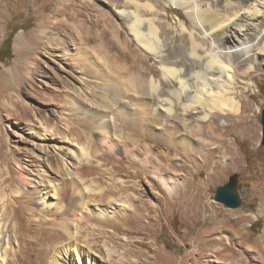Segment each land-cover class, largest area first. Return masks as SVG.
I'll return each mask as SVG.
<instances>
[{
    "label": "rangeland",
    "instance_id": "1",
    "mask_svg": "<svg viewBox=\"0 0 264 264\" xmlns=\"http://www.w3.org/2000/svg\"><path fill=\"white\" fill-rule=\"evenodd\" d=\"M123 1L0 0V199L5 197L10 216L6 220L0 219V223L4 226L5 242L10 243V263L48 264L45 258L47 249L69 240V236L57 229L51 220H72L70 213L63 216L56 213L66 208L67 213L73 212L75 205H81V198H85L88 208L76 206L78 214L89 217L78 229L79 244L86 245L88 249L84 248L89 251L88 241L100 253L96 257L98 261L108 256L106 250L111 247L119 254L132 248L134 256L130 255V264L138 260L140 264H264V75L253 72V88L243 89L245 100L253 105L244 125L237 128L235 119L216 112L212 117L217 126L222 121L225 125H232L228 128V144L232 152L229 156L234 158L233 161L228 159L231 163L225 162L222 155H217L209 164L204 163L199 155L195 163L186 161L185 155L176 156L175 151H170L163 141L157 139L160 131L164 132L159 122L152 126L148 123L146 128L150 130L145 128L146 132H141L142 114L146 112L139 107L138 100L126 96L129 98L126 101L129 112L116 111L114 116L108 111V121L115 123L116 117L124 121L126 130L118 134L140 146V158H144L151 146L154 156L172 152L170 160H163L176 167H172L175 170L170 176L183 187L171 195L163 194L149 179L134 181L130 175L137 169L145 171L139 167V160L124 152L122 140L114 139L116 154L108 152L110 150L103 144L104 137L100 133L103 130L93 114L94 107L105 105L108 87L112 83L124 82V77L129 76L128 68L133 65L123 50L112 48L110 42L106 45L101 38L104 29L93 24V20H98V10L109 14L113 23L123 31L131 56L136 58L140 54L131 35L109 10L110 5L119 11L118 4ZM173 9L167 14L169 20H165L168 28L176 25L177 12L186 16L184 10ZM167 16L162 15L165 19ZM7 40L11 42L12 58L2 61L7 55ZM155 58L151 56L146 67H158ZM184 117H176V121L179 120L181 125ZM117 123L121 126L120 121ZM68 127L74 128L75 132L69 133ZM180 130L181 133L188 131ZM47 132L52 133V138L43 137ZM74 133L76 137L78 134L86 137L85 144L94 157L102 151L113 156L111 162L101 157L103 166L98 167L96 161L78 162L86 179L96 180L102 187L125 180L131 185V194L126 195L138 199L139 193L145 191V199L158 208L157 212H152L151 218L144 216L145 223L142 222L141 228L138 223L126 221L120 225L127 231L114 232L115 228L103 222L106 218L94 215L101 209H108L111 217L117 214L108 202L100 199L101 196L69 193L62 199L57 195V186L66 179L63 159H71L65 139L70 140ZM190 135L198 139V136ZM176 143L179 145L182 141ZM189 143L198 150L197 141ZM185 163L186 168H181ZM116 165H122L124 172L111 174L109 170ZM213 170L217 171L215 177L211 175ZM235 174L240 175L238 188L242 205L231 209L213 198L218 188L226 185ZM132 187L139 189L135 192ZM21 194H25L23 199L15 202V197ZM46 201L54 204L48 208L44 205ZM133 203L138 205L136 201ZM1 210L4 211V207L0 202V213ZM119 216L123 218L121 214ZM144 227L147 232L143 234L140 231ZM100 230L109 233L101 234ZM113 232L117 234L115 239L110 236ZM222 238L223 243L219 241ZM228 246L230 248L224 250ZM118 253L114 261L119 263ZM91 257L95 258V255ZM0 264L5 263L0 259Z\"/></svg>",
    "mask_w": 264,
    "mask_h": 264
},
{
    "label": "bare ground",
    "instance_id": "2",
    "mask_svg": "<svg viewBox=\"0 0 264 264\" xmlns=\"http://www.w3.org/2000/svg\"><path fill=\"white\" fill-rule=\"evenodd\" d=\"M103 1L106 2V0ZM166 4L182 9L186 13L184 16L177 12L179 19L176 25L170 28H168L169 24L166 25L165 22L169 20L167 14L172 12L174 7H169ZM117 8L119 11L109 5V10L114 12L118 21L131 35L140 54L136 58L131 56L132 51L127 50L123 31L113 23L109 14L98 10V20H93V24L104 29L101 38L106 45L110 42L109 45L113 46L112 48L123 50L124 56L131 60L133 65L128 68L129 76L124 77V82L109 85L110 87L106 90L105 105L94 107L93 114L103 130L100 133L104 137L103 144L110 150L108 152L115 151L114 139L122 140L124 152L130 157L135 156L139 160V167L145 170L137 169L129 178L134 181L149 179L153 185L163 191V194L172 195L180 192V187H183L170 176L176 167L168 165L163 160H170L172 152L154 156V148L151 146L144 154L146 157L140 158L142 156L140 155V146L133 145L118 134L126 130L124 121L116 117L114 119L116 122L111 123L108 121V111L114 116L116 111L129 112L126 102L129 98L126 96H130L133 101L138 100L139 107L146 112L142 114L141 132H146L145 128L146 125L148 127V123L152 126L153 123L159 122L164 132L160 131L156 138L163 141L170 151H175L176 156L185 155L188 159L186 161L193 163H195L197 155L201 156L204 163L207 164L217 155H222L225 162L230 159L233 161L232 155L229 156L232 152L230 153L231 146L228 144V134L230 133L228 128L232 125H225V121H222L217 126L212 117L216 112L220 116L224 115L235 119L237 122L235 127L244 125L249 117L248 113L252 110L253 105L245 100L243 89L253 88V72L264 75V0H124L118 4ZM165 14L166 19L162 17ZM149 55L157 57L155 59L158 67L155 65L146 67L151 60ZM122 108L123 110H119ZM181 116H185V121L182 119L184 122L181 124L182 126L178 123L179 120L176 121V117L180 118ZM119 121L121 126L117 123ZM135 126L139 125L135 124ZM182 128L188 130L187 132L184 130L187 134L181 133L180 129ZM66 130L69 133L75 132L72 127H68ZM190 133L198 136V139L191 137ZM47 134L49 133H44L43 137L52 138V133L49 134L50 137ZM74 135L68 141L65 139V144L67 143L70 148L71 159H63L66 179H62L61 186H57V195L59 194L62 199L69 193L101 196L100 199L108 202L110 208L114 209V214H117L111 217L108 209L99 210L98 208L100 213L94 214L93 209L90 212L92 211L99 218H106V221H102L108 223L109 227L115 228L114 232L127 231L120 225L126 221L138 223L141 228L144 218H151L152 212H157L158 208L145 199L147 197L145 191L139 193L138 199L126 195L128 192L130 193L131 185L129 186L125 180H119L116 184L102 187L96 180L86 179L81 172L82 167H78V162L86 161L87 164L96 161L98 167L103 166L100 162L101 157L111 162L113 156L102 151L100 155L96 152L95 154L98 156L94 157L85 144L86 137L83 134H78L77 137ZM178 140L182 141L179 145L176 143ZM190 140L198 142V150L192 148ZM186 165L187 163L180 167L186 168ZM213 168L215 169V166ZM109 171L111 174L124 172L122 165H116ZM216 172L213 170L211 175L215 177ZM187 182L188 180H186ZM133 189L136 192L139 188L134 187ZM24 196L25 194L18 195L15 197V202H18L20 198L23 199ZM81 199L83 202L79 206L83 205L88 208V205H85L88 201L85 198ZM5 201V197L2 196L0 202L4 211L1 210V220H6L9 216V207H6ZM134 201L138 202V205H135ZM45 203L47 204L44 205L49 206L48 208L54 204L47 201ZM76 206L78 205H75L73 212L70 210L67 213V208L64 209L63 206L64 210L56 213L57 216L70 213L72 220L64 219L61 222H58V218L51 220L57 229L63 230L69 236V240L58 245L48 246L45 254L48 264H123V262L130 264V255L134 256L132 248L119 254L113 248L108 247L106 250L108 256L98 261L96 257H99L100 253L88 241L86 244L89 246V251L84 248H87L86 245L79 244L80 230L78 229L87 222L89 217L86 218V216L78 214L76 208L79 206ZM119 214L123 218L120 216L118 218ZM74 230L77 231L74 232ZM146 230L147 227H144L140 232L144 234L147 232ZM100 231H102L101 234L109 233L105 230ZM114 232L110 235L113 239L117 236ZM223 240V238L219 239L221 243ZM9 246L10 243L5 242L4 226L0 223V259L5 264L10 263L8 259ZM228 248L230 246L225 247L224 250H228ZM116 253L120 255L119 261L122 263L114 261ZM263 254L264 252H262ZM94 255L95 258H92L91 256L94 257ZM133 264H140L139 260L134 261ZM145 264H150V262Z\"/></svg>",
    "mask_w": 264,
    "mask_h": 264
},
{
    "label": "water",
    "instance_id": "3",
    "mask_svg": "<svg viewBox=\"0 0 264 264\" xmlns=\"http://www.w3.org/2000/svg\"><path fill=\"white\" fill-rule=\"evenodd\" d=\"M263 139L262 145L264 146V110H263ZM239 174H235L230 178V181L224 185L220 186L217 190L214 201L224 204L227 208L238 209L242 205V197L239 193Z\"/></svg>",
    "mask_w": 264,
    "mask_h": 264
},
{
    "label": "trees",
    "instance_id": "4",
    "mask_svg": "<svg viewBox=\"0 0 264 264\" xmlns=\"http://www.w3.org/2000/svg\"><path fill=\"white\" fill-rule=\"evenodd\" d=\"M5 45L7 47V55L5 57L2 58V61L3 60H8V59H11L12 58V47H11V42L10 41H6L5 42Z\"/></svg>",
    "mask_w": 264,
    "mask_h": 264
}]
</instances>
